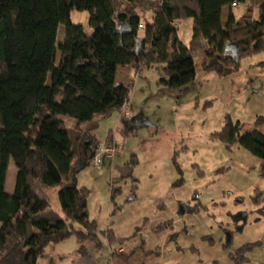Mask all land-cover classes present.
<instances>
[{
  "label": "trees",
  "instance_id": "trees-1",
  "mask_svg": "<svg viewBox=\"0 0 264 264\" xmlns=\"http://www.w3.org/2000/svg\"><path fill=\"white\" fill-rule=\"evenodd\" d=\"M123 1L131 9L118 0H0V264H37L50 244L72 235L100 246L98 224L89 216L90 190L79 185L77 174L91 165L100 144L84 125L130 107L135 79L118 82L119 66L133 68L134 77L156 68L159 84L181 100L197 77L200 55L203 72L228 77L243 58L264 52V0H157L150 20L134 9L137 0ZM234 2L247 3L239 17ZM76 10L89 13L92 34L72 22ZM189 18L192 39L185 44L177 24ZM61 25L65 38L58 43ZM262 122L259 116L255 126ZM211 136L228 150L242 147L264 161V135L246 131L229 115ZM11 159L17 173L8 192ZM137 164V158L128 161V176ZM115 180L117 209L121 187ZM58 186L64 217L49 209L48 189ZM251 198L264 201L258 191ZM103 233L110 245L126 240L112 229ZM262 244L264 239L243 244L229 257L244 264Z\"/></svg>",
  "mask_w": 264,
  "mask_h": 264
},
{
  "label": "rangeland",
  "instance_id": "rangeland-1",
  "mask_svg": "<svg viewBox=\"0 0 264 264\" xmlns=\"http://www.w3.org/2000/svg\"><path fill=\"white\" fill-rule=\"evenodd\" d=\"M118 1L121 7L131 9L124 2L127 0L123 4ZM156 4L157 0H137L134 9L139 8L137 13L142 20H150ZM246 7L247 3L234 9L235 15L241 16ZM228 11L225 8L223 12L224 25ZM71 19L93 33L87 11H73ZM192 21L189 18L177 24L185 44L192 39ZM64 38L65 27L61 25L58 43ZM59 60L58 53L57 64ZM125 67L128 66L118 67V82H122ZM143 76H148L147 86L141 88L142 80L135 81L130 117H117L118 110L117 115L114 111L84 125L100 144H107L112 136L119 151L112 163L90 165L78 175L80 185L90 190L89 216L98 224L100 246L94 248L72 235L50 244L37 264H234L229 257L231 252L245 243L264 239V213L258 211L262 206L251 198L253 184L261 176L259 158L242 147L228 150L211 136L219 129L220 117L226 111L236 113L237 109V104L227 100L224 77H218L219 82L209 80L201 86L203 91H197L194 81L190 92L178 100L159 84L156 68L146 69ZM50 80L49 75L48 83ZM256 92L262 96L264 89L256 88ZM206 93L217 94L221 101L203 108L204 101L211 98ZM258 102L264 106V98L262 101L259 97ZM254 103L252 99L251 105ZM66 120L71 124V118ZM221 124H225V119ZM133 158L138 164L128 176L127 163ZM16 173L11 159L8 192L14 190ZM134 178L138 182L134 183ZM113 179L118 182L115 186L121 187L114 199L117 209L112 202ZM134 184L137 188L133 190ZM59 189H48L49 209L64 217L58 202ZM182 205L187 209L183 217L179 215ZM242 214H248L246 221L238 218ZM76 228L82 227L76 224ZM108 229L126 240L110 245L103 233ZM228 232L233 234V240L231 247L225 249ZM245 264H264V244L254 249Z\"/></svg>",
  "mask_w": 264,
  "mask_h": 264
},
{
  "label": "crops",
  "instance_id": "crops-1",
  "mask_svg": "<svg viewBox=\"0 0 264 264\" xmlns=\"http://www.w3.org/2000/svg\"><path fill=\"white\" fill-rule=\"evenodd\" d=\"M233 9H236V8H233ZM152 16H153V13H152ZM180 22L181 21H179L178 24ZM192 24H193V21H192ZM202 64H203V56L200 55L198 57V60H196L197 77L194 83L198 87L197 91H203L204 88H202L201 86H203L209 80H213L215 82H219L221 80L218 78L220 76L216 74L215 72H208V73L203 72ZM125 68L126 69L124 70H127V71L126 72L122 71V83H126L130 80L135 79V81H137L136 83L142 80L139 83L141 88H144L147 86L148 76H143V73H142L134 77L136 74L134 69L131 68L130 66L125 67ZM124 72H125V76H124ZM224 80L226 84L224 86L226 89L225 94H226L227 100L230 101L231 103L237 104V109H235L236 113L226 111L222 115V118L220 117L219 129L223 126L221 124L222 121L224 119L226 120V117L229 115L233 120L241 121L245 125V128L247 127V125L249 126V124L252 125L246 131H251L256 128L260 133L264 135V122L259 124L257 127L255 126L256 119L259 116H264V106L262 107L261 105H258L259 97H261L263 101L264 94L261 96L257 94L256 92V88L264 89V52L243 58L238 72H236L235 74L231 76L224 77ZM188 92H190V90ZM196 96L199 97V94H197ZM206 96H210L211 98L209 100L204 101V103L202 104L203 108L213 107L218 101H221L217 94L206 93ZM196 99H199V98H196ZM196 99H195V102H196ZM252 99L255 101L253 105H251ZM208 101H209V104H207L208 106L204 107V104H206ZM199 104L201 103L198 100V103H196V105L199 106ZM116 111H117L116 113L117 115L119 112L118 110ZM117 117H120V115H117ZM67 122L70 124V121H67ZM126 122H129V121H126ZM113 142H114V139H113ZM236 148H240V147L235 146L233 147L232 150ZM259 160H260V166H261V176L258 177L253 184L255 188L253 190L252 195H254L255 191H258L259 193H262V196H264V174H263L264 161L261 159ZM79 173L77 174V178H78ZM201 176H203V174ZM78 183H79V178H78ZM80 186H84V185H80ZM259 203H261V206L264 207V201H261ZM256 204L258 205V203Z\"/></svg>",
  "mask_w": 264,
  "mask_h": 264
},
{
  "label": "built area",
  "instance_id": "built-area-1",
  "mask_svg": "<svg viewBox=\"0 0 264 264\" xmlns=\"http://www.w3.org/2000/svg\"><path fill=\"white\" fill-rule=\"evenodd\" d=\"M239 4L237 2L232 3V7L236 8ZM120 117L128 118L130 117V107L127 105L122 109L120 112ZM119 154L117 145L108 142L107 144H99V146L96 149V152L91 160V165H94L95 167H100L102 164H105L106 161L113 162L114 158Z\"/></svg>",
  "mask_w": 264,
  "mask_h": 264
},
{
  "label": "flooded vegetation",
  "instance_id": "flooded-vegetation-1",
  "mask_svg": "<svg viewBox=\"0 0 264 264\" xmlns=\"http://www.w3.org/2000/svg\"><path fill=\"white\" fill-rule=\"evenodd\" d=\"M263 208V209H262ZM258 211L260 212V213H264V207H260V208H258ZM241 221H243V220H247L248 219V214H242V215H240L239 217H238ZM238 225L240 226V224L238 223ZM227 242L225 243V245H224V248L225 249H229V247H231V244H232V240H233V234L231 233V232H228V234H227ZM228 241H229V244L227 245V243H228ZM250 243V242H249ZM246 244V243H245ZM233 253V252H232ZM231 254V253H230ZM251 254V253H250ZM249 260V259H248ZM247 260V261H248ZM234 264H237V263H235V262H233ZM245 264V263H244Z\"/></svg>",
  "mask_w": 264,
  "mask_h": 264
},
{
  "label": "water",
  "instance_id": "water-1",
  "mask_svg": "<svg viewBox=\"0 0 264 264\" xmlns=\"http://www.w3.org/2000/svg\"><path fill=\"white\" fill-rule=\"evenodd\" d=\"M186 212H187L186 207L182 205V206L180 207L179 215H180L181 217H183V216L186 214ZM228 244H229V241H228L227 245H228Z\"/></svg>",
  "mask_w": 264,
  "mask_h": 264
}]
</instances>
